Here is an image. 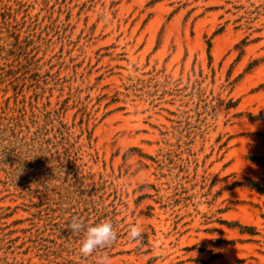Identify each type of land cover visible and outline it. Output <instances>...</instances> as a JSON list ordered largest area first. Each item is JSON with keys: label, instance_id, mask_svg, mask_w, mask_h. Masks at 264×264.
<instances>
[{"label": "rangeland", "instance_id": "1", "mask_svg": "<svg viewBox=\"0 0 264 264\" xmlns=\"http://www.w3.org/2000/svg\"><path fill=\"white\" fill-rule=\"evenodd\" d=\"M252 181L264 0H0V264H264Z\"/></svg>", "mask_w": 264, "mask_h": 264}, {"label": "clouds", "instance_id": "2", "mask_svg": "<svg viewBox=\"0 0 264 264\" xmlns=\"http://www.w3.org/2000/svg\"><path fill=\"white\" fill-rule=\"evenodd\" d=\"M72 232H84L83 239L80 242L79 253L85 257L92 255L99 248L111 245L117 239V231L111 221L105 220L85 228L82 221L73 220L69 225ZM143 230L141 226L131 227L128 237L133 243H139L142 240ZM103 264H109L105 258Z\"/></svg>", "mask_w": 264, "mask_h": 264}, {"label": "trees", "instance_id": "3", "mask_svg": "<svg viewBox=\"0 0 264 264\" xmlns=\"http://www.w3.org/2000/svg\"><path fill=\"white\" fill-rule=\"evenodd\" d=\"M250 183H251V185H253V186H251L252 188L256 189L257 191H259L261 193H264V188H262L258 182L252 181Z\"/></svg>", "mask_w": 264, "mask_h": 264}]
</instances>
